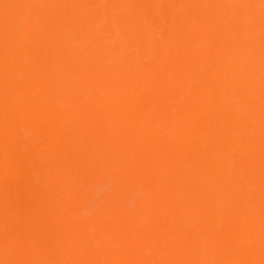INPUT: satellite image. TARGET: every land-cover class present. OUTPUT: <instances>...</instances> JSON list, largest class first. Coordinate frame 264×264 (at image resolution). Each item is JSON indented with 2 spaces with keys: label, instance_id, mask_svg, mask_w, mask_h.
Masks as SVG:
<instances>
[{
  "label": "bare ground",
  "instance_id": "1",
  "mask_svg": "<svg viewBox=\"0 0 264 264\" xmlns=\"http://www.w3.org/2000/svg\"><path fill=\"white\" fill-rule=\"evenodd\" d=\"M0 264H264V0H0Z\"/></svg>",
  "mask_w": 264,
  "mask_h": 264
}]
</instances>
